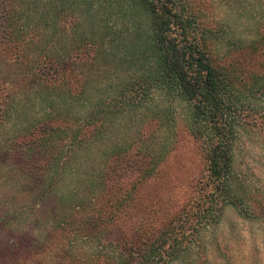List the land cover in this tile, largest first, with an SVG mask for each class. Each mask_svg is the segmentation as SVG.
Returning a JSON list of instances; mask_svg holds the SVG:
<instances>
[{"label":"trees","instance_id":"1","mask_svg":"<svg viewBox=\"0 0 264 264\" xmlns=\"http://www.w3.org/2000/svg\"><path fill=\"white\" fill-rule=\"evenodd\" d=\"M212 8L209 0H0L8 180L0 191L13 195V219L0 215V230L35 209L60 248L79 236L101 248L94 258L62 249L37 264L193 263V242L238 204L236 141L247 128L264 132V28L233 40L232 24ZM175 102L189 110L182 128L170 124ZM184 136L203 170L172 204L146 190Z\"/></svg>","mask_w":264,"mask_h":264},{"label":"rangeland","instance_id":"2","mask_svg":"<svg viewBox=\"0 0 264 264\" xmlns=\"http://www.w3.org/2000/svg\"><path fill=\"white\" fill-rule=\"evenodd\" d=\"M209 1L214 9V12L210 11L211 16H222L225 22L232 24L229 31L233 40H244L258 26L264 28V0ZM258 97L261 101L264 100V94ZM154 101L158 104L157 99ZM149 104L151 107L155 105ZM184 107L183 103L175 102V109L169 114L174 118L170 124H176V128L185 126L189 117V110ZM148 112L141 111L136 118L145 119V123L147 117L144 115L148 116ZM127 121L126 124L129 123ZM145 126L148 127V124ZM6 129L8 132L11 126ZM169 136L170 133L165 137L161 134V139L167 146L170 142ZM234 151L236 167L243 176L239 183L240 190L235 192L238 204H226L217 222L205 228L193 242L192 251L187 258L193 260V263L175 260L171 264H264V132L259 129H245L238 137ZM77 167L81 172L90 168L81 165ZM202 170L203 165L196 146L189 136H184L178 149L161 166L160 173L154 180L156 185L146 192L159 193L160 197L169 198L173 204L183 195L192 192L189 184ZM71 176L74 177L72 173L68 174V180ZM3 179L5 178L1 175L0 182ZM11 196L10 187L0 191V215H8L6 219H13ZM29 199L25 200V195H21L17 202H25L26 205ZM166 207L163 206L160 211H164ZM1 209H4L3 212ZM27 212H32L31 217L23 212L17 223L11 220L9 225L0 230V264H37L44 260L50 262L55 253L61 254L62 249L72 258H94V254L100 252L99 238L84 236L71 238L70 243L65 242L60 248L62 241L59 234H52L51 227L44 223L46 215L42 213L41 216L40 211L35 209Z\"/></svg>","mask_w":264,"mask_h":264}]
</instances>
